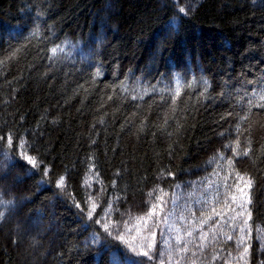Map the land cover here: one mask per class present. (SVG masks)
Returning <instances> with one entry per match:
<instances>
[{"label":"trees","instance_id":"16d2710c","mask_svg":"<svg viewBox=\"0 0 264 264\" xmlns=\"http://www.w3.org/2000/svg\"><path fill=\"white\" fill-rule=\"evenodd\" d=\"M184 2L191 10L175 21L171 0H0V136L23 138L43 165L0 140V191L13 201L0 206V264H109L117 250L141 260L125 241L145 236L150 264H226L235 188L224 184L236 173L253 181L249 264H264V110L247 105L264 89V0ZM88 195L112 201L123 240L75 206ZM187 230L189 252L169 258Z\"/></svg>","mask_w":264,"mask_h":264},{"label":"snow or ice","instance_id":"6c2138e0","mask_svg":"<svg viewBox=\"0 0 264 264\" xmlns=\"http://www.w3.org/2000/svg\"><path fill=\"white\" fill-rule=\"evenodd\" d=\"M172 2V10L174 11L175 15L173 19L175 21H179L183 17H186L189 14V11L191 10L190 5L186 4L184 0H171ZM67 44V42H65ZM64 49L60 45H56L53 47L50 51L53 54H56L58 51L62 52ZM99 71V69H97ZM207 86V82H204ZM180 95V92L177 91L175 93V96L173 97V102L175 103V97H178ZM224 93H221V96H223ZM135 98V97H133ZM241 99H244V97H241ZM247 105L248 110L251 111L252 108H258L261 110H264V89H261L259 92H257L255 89L252 90V93L250 96L247 97ZM229 116L232 115L231 112L228 113ZM241 120H247L248 117L241 116ZM237 132H239V125L237 126ZM223 135V133L221 134ZM20 142L17 144L16 140L13 138V134L9 133L7 136H0V140L6 141L9 148L15 147L17 151L19 152V155L21 158L26 162L27 165H30L32 169H36L39 167H42V162L37 159L36 157L32 156L31 154H28L26 149L30 147L28 145L27 141L23 140V138H18ZM250 143V142H249ZM237 146H239V141H237ZM250 149H245L243 152V155L247 156L249 154ZM234 154H236V149H233ZM5 157L8 156L7 153H4ZM223 159V157H221ZM229 165H231L232 161H228ZM49 172V169L44 168V175L47 176ZM227 180V177L225 178ZM253 181L250 177L241 176L239 173H236V181L233 185H229L225 182L224 187L226 191H231L232 188H235V192L231 194L229 197V200L227 201L228 211L230 213H233L229 217L230 223H228V227L230 231L223 232V236L225 238V241H233L235 243V251L236 255L234 256L232 252H228L227 256L231 257V260L226 261V264H249V258L251 256V244L247 241L250 239L251 236V226L249 224V221L251 220V211H250V205L252 204L251 196L249 195V191L251 190ZM56 186L58 188H65V177L60 176L56 179ZM115 184H113V187ZM249 190V191H246ZM103 191V190H102ZM163 191L162 189L160 190ZM8 195L7 192L0 191V206H2L4 209L9 208L13 204L12 200L4 199V196ZM149 195H152L151 193ZM119 199V198H117ZM158 200L161 202L163 201L162 197H157ZM105 204H107V207H104L101 205L96 199H94L91 195L86 196L84 200V207L81 206L80 203H76L75 206L80 209L81 213L86 214L87 219L90 221H93L100 230H102V233L105 234L108 237L113 236V232L116 233L115 238L123 240V236L120 235L119 231V225H117L115 222L109 223L108 218L112 216L113 212V203L111 200L104 201ZM234 205V207H232ZM157 205L153 204L149 210V212L146 214L147 216H153L155 213ZM99 209V211H97ZM213 214L216 216H220L223 218V213L216 212L215 208L212 209ZM102 213V214H101ZM123 215V214H122ZM194 215V213H193ZM5 216L4 211H0V219H3ZM180 219H184L183 216H180ZM208 221L212 220V217L207 218ZM206 220H201V224L203 225L206 223ZM121 223H126L125 221L121 220ZM218 221L213 222V228H212V236L211 240L213 242H217V233L215 231L216 224H218ZM177 232H179V229H176ZM258 236L257 238L262 241V247H264V230H257ZM155 233H152V236L154 237ZM185 235L189 238L188 240H184L180 235L176 236V248L173 249L172 247H169L168 249V255L169 258H171V255L173 251H176L177 255L180 254H186L189 252V245L193 244V237H194V231L193 230H187ZM100 238V231L93 234L92 237V243H97ZM195 239L204 242L209 239L208 235L203 233L202 230L200 232V235L196 237ZM127 248L134 253L136 256H140L146 259L141 260H133L128 261L126 254L124 252H121L119 250L112 253L109 264H150L151 261H153L154 256L151 254L154 248V244L150 242L149 237L145 236L143 237L141 243L139 245H133V243L125 241ZM167 243V241L165 242ZM194 247L197 251L201 253V256L199 259L203 262V260L206 258L203 253L206 245L204 243H196L194 244ZM197 251L192 252V256H197ZM164 253H160V256H163ZM216 248L213 247L212 252L210 253L211 259H216ZM177 264H179V261H177ZM193 264H195V261H193Z\"/></svg>","mask_w":264,"mask_h":264}]
</instances>
